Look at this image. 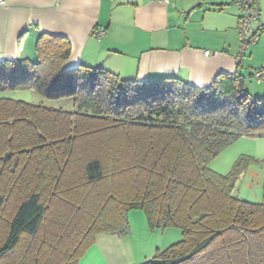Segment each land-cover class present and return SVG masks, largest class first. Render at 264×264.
Segmentation results:
<instances>
[{"label":"trees","instance_id":"trees-1","mask_svg":"<svg viewBox=\"0 0 264 264\" xmlns=\"http://www.w3.org/2000/svg\"><path fill=\"white\" fill-rule=\"evenodd\" d=\"M36 53L0 61V90L72 97L76 109L0 98V264H79L98 236L130 232L132 210L151 229L182 230L143 264H264V181L261 202L233 193L256 160L210 167L239 137L264 134V96L247 89L257 69L199 87L63 69L71 44L46 33Z\"/></svg>","mask_w":264,"mask_h":264},{"label":"crops","instance_id":"crops-1","mask_svg":"<svg viewBox=\"0 0 264 264\" xmlns=\"http://www.w3.org/2000/svg\"><path fill=\"white\" fill-rule=\"evenodd\" d=\"M239 1L3 0L0 61L36 60L37 39L46 33L71 44L63 69L84 64L113 71L122 80L172 75L194 86H210L219 74L248 75L264 65V0H257L261 14L254 22L260 40L245 62L237 63ZM137 258L123 235L110 233L98 236L79 264L148 260Z\"/></svg>","mask_w":264,"mask_h":264},{"label":"rangeland","instance_id":"rangeland-1","mask_svg":"<svg viewBox=\"0 0 264 264\" xmlns=\"http://www.w3.org/2000/svg\"><path fill=\"white\" fill-rule=\"evenodd\" d=\"M247 89L254 97L264 96V83H259L256 79H249ZM1 97L63 108L67 111L76 109L72 97L48 99L31 89L0 90ZM241 156L251 157L256 161L252 162L240 176L233 193L243 200L261 202L264 181V134L239 137L213 159L210 167L219 173L226 174L230 172L235 161ZM129 222L131 230L123 236L133 255L139 257L138 261L144 257L150 259L157 250H164L182 239V230L175 226L151 229L142 210L130 211Z\"/></svg>","mask_w":264,"mask_h":264},{"label":"built area","instance_id":"built-area-1","mask_svg":"<svg viewBox=\"0 0 264 264\" xmlns=\"http://www.w3.org/2000/svg\"><path fill=\"white\" fill-rule=\"evenodd\" d=\"M165 3H169L170 0H161ZM3 0H0V4ZM240 9L242 10V16L239 22V38L241 41L240 50L236 56L237 63L244 61L249 50L257 44L260 39L259 32L254 29V22L260 18V8L257 0H240ZM103 32L98 34L101 37ZM210 54L209 51L206 52ZM254 77L259 83H264V65L254 72Z\"/></svg>","mask_w":264,"mask_h":264}]
</instances>
